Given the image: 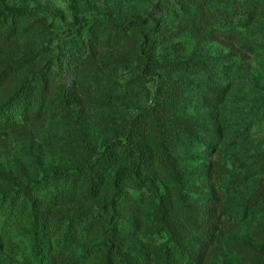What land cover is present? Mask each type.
Listing matches in <instances>:
<instances>
[{
  "label": "rangeland",
  "instance_id": "1",
  "mask_svg": "<svg viewBox=\"0 0 264 264\" xmlns=\"http://www.w3.org/2000/svg\"><path fill=\"white\" fill-rule=\"evenodd\" d=\"M155 1L0 0V8H34L41 23L12 37L0 34V72L5 62L16 66L0 85V104L26 76L32 83L40 79L35 97L17 103L10 111L13 120L0 123V190L57 168H77L115 136L138 141V120L153 109L171 76L178 86L169 115L197 119L204 127L200 142L181 138L178 165L186 172L179 182L156 163L140 175L154 180L169 205L165 219L180 231L162 227L155 215L158 199L147 186L136 191L127 180L115 183L118 171L134 161L121 156L108 164L94 197L48 203L39 197L49 221L99 213L94 230L79 232L69 249L84 261H67L56 252L57 244L41 260L27 217L10 227L12 245L0 230V264H103L101 250L86 251L88 245L104 246L111 232L131 251L146 253L152 264H253L264 257V0H182L175 13L152 12ZM244 8L250 14L235 21L233 35L210 19L212 12L241 16ZM131 16L155 19L173 33L154 47L141 45L143 33L152 31L145 20L127 31L124 54L107 47L93 68L58 71L52 48L70 23L100 17L116 23ZM186 60L195 61V68H171L173 61ZM110 86L111 99L89 94L91 89L101 95ZM212 86L219 90L216 97ZM213 194L217 206L209 200ZM211 219L217 224L207 231ZM52 239L45 236L46 243Z\"/></svg>",
  "mask_w": 264,
  "mask_h": 264
},
{
  "label": "trees",
  "instance_id": "2",
  "mask_svg": "<svg viewBox=\"0 0 264 264\" xmlns=\"http://www.w3.org/2000/svg\"><path fill=\"white\" fill-rule=\"evenodd\" d=\"M181 1L156 0L152 5V12L175 13L179 11ZM245 14H250L247 8L241 10V16L227 12H212L210 19L217 25L228 26L227 29L225 28V32L233 35L235 21ZM100 18L84 19L80 23H70L65 35L54 41L52 48L54 50L53 61L58 71L61 68L65 69V67L68 70L93 68L96 66L97 60L104 56L102 52L107 47L116 48L118 55L124 54L125 52L121 49L126 50L127 31L139 22L150 20V17L131 16L115 23L110 19L106 18L103 21ZM183 19L192 25L189 19L184 17ZM40 24L34 8L24 6L0 8V34L3 32L5 36L12 37L19 34L21 28L30 31L40 26ZM150 24L151 28L148 31H152L149 35L143 33L141 45L147 43L154 47L173 33V31H169L168 27L156 23L155 19H151ZM150 35H155V37L151 40ZM13 64V62L4 63L0 72V85L7 78L8 73L16 69ZM196 64L192 60L173 61L171 68L173 70H192ZM39 74V71L35 73L37 78L40 76ZM169 77L160 91V96L155 100L153 109L138 120L142 123L136 125L138 130L136 129L134 134L137 135L138 141L134 142L132 135H128L127 138L121 135L115 136L105 144L103 150L91 159L84 161L77 168H57L23 185L0 190V230H5L1 232L2 236L4 233L9 235L8 242L10 245L15 242L12 239L10 227L29 217L33 226L31 229L33 247L39 253L41 260L44 253H47L45 252L46 249L57 244L58 249L56 252L58 251V255L60 254L61 257L66 258L67 261H84L81 255L70 252L69 249L72 243L81 237L79 236L80 233L83 235L94 230L95 223L99 219V213L97 215L95 212L87 210L74 214L66 221L60 219L49 221L48 210L41 204L39 197H42L46 203L65 201L75 197L92 198L101 190L104 184L103 178L108 164L115 162L121 156L133 157L134 161L131 167L121 168L118 171L115 175V183L120 179L127 180L128 184L136 191H144L143 188L147 186L151 192L150 194L158 199L155 202V215L162 227H167V230H171V233L180 231L177 225L174 227L169 223L170 221L165 219L169 205L165 196L159 192L154 180L150 177L143 181L144 177L140 175L141 171L149 169L156 163L160 170L179 182L186 172L184 167L178 165L179 154L177 148L180 145L181 138L185 137L189 142L195 144L200 142L198 133L204 127L197 119L171 117L169 115L175 104V93L178 86V80ZM32 79V77L26 76L19 88L8 97V100L0 104V123L13 120L10 111L15 109L17 103H23L25 100H31L35 97L40 79L35 80L33 83ZM112 87L106 88L101 95H97L89 89V94L92 99H102L103 96L111 99L113 94L109 89ZM123 88L130 93L127 84L126 88ZM211 88H213L211 90L213 97L219 95V90H216L215 86ZM67 93L68 95L65 98H68L70 91ZM145 117H147L146 120ZM128 132H134L132 126L128 128ZM146 137L153 143L152 147L149 146L150 143H147ZM212 197V199L209 198L210 202L217 206L218 195L213 194ZM213 214L210 213V216L215 217V212ZM192 223L189 224L192 225ZM216 224L213 219L209 220L206 224V230L211 231ZM48 233L53 238L51 243L45 242V236ZM114 233L111 232L108 235L102 247L88 245L86 253L89 254L92 250H101L104 256L103 264H152L151 258L146 253L131 251L123 245L122 240L116 237ZM54 248L52 247V249ZM253 264H264V257H259Z\"/></svg>",
  "mask_w": 264,
  "mask_h": 264
}]
</instances>
